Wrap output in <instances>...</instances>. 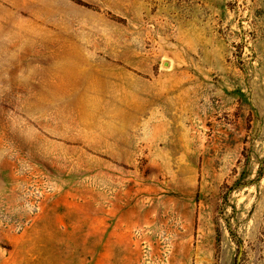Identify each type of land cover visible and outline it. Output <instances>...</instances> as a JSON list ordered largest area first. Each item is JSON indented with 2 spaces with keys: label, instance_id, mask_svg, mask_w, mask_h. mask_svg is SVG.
Wrapping results in <instances>:
<instances>
[{
  "label": "rangeland",
  "instance_id": "obj_1",
  "mask_svg": "<svg viewBox=\"0 0 264 264\" xmlns=\"http://www.w3.org/2000/svg\"><path fill=\"white\" fill-rule=\"evenodd\" d=\"M0 264H264V0H0Z\"/></svg>",
  "mask_w": 264,
  "mask_h": 264
},
{
  "label": "water",
  "instance_id": "obj_2",
  "mask_svg": "<svg viewBox=\"0 0 264 264\" xmlns=\"http://www.w3.org/2000/svg\"><path fill=\"white\" fill-rule=\"evenodd\" d=\"M163 65H164V66H168V63H164Z\"/></svg>",
  "mask_w": 264,
  "mask_h": 264
}]
</instances>
